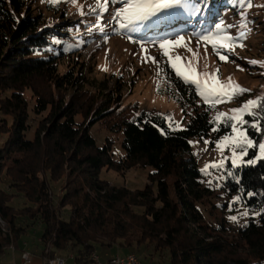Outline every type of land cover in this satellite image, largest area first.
<instances>
[{
  "label": "trees",
  "instance_id": "trees-1",
  "mask_svg": "<svg viewBox=\"0 0 264 264\" xmlns=\"http://www.w3.org/2000/svg\"><path fill=\"white\" fill-rule=\"evenodd\" d=\"M34 2L0 0V184L3 174L9 178V190L0 185V254L17 245L26 230L18 221L24 215L44 224L45 264L68 248L76 264H88L99 246H113L118 239L129 248H151L153 256L168 254L170 264H264V159L238 166L224 180L222 188L251 211L243 224L232 227L227 212L234 208L210 204L208 216L202 209L213 190L201 182L191 143L193 137H211L214 143L230 133L233 117L219 107L253 91L238 85L231 95H216L192 112L179 97L189 121L186 128L174 129L166 116L140 111L138 103L124 104L120 87L108 90L106 77L95 84L84 61L61 70L64 55L78 58L92 40L66 50V41L59 44L57 38L74 37V24L64 25L62 1L43 9ZM147 20L148 28L141 25ZM215 21L209 15L199 23L211 31ZM138 25L115 33L135 40L155 29L147 33L159 43L189 29L182 18L159 12ZM172 77L184 93L193 87ZM192 95H197L194 90ZM258 95L256 106L239 122L256 143L264 134V79ZM97 121L122 134L123 155L113 154V139L100 144L94 137L91 127ZM256 153L257 146L250 148L249 156ZM148 166L153 170L143 188L101 179L104 169L125 173ZM63 178L58 207L71 206L68 219L51 195V181ZM17 195L26 200L23 207L11 204Z\"/></svg>",
  "mask_w": 264,
  "mask_h": 264
},
{
  "label": "rangeland",
  "instance_id": "rangeland-1",
  "mask_svg": "<svg viewBox=\"0 0 264 264\" xmlns=\"http://www.w3.org/2000/svg\"><path fill=\"white\" fill-rule=\"evenodd\" d=\"M56 1L35 0L34 6L43 9L46 4ZM61 1L59 11L66 16L63 23L65 26L74 24L71 26L74 37H59V44L66 41V50H69L82 45L86 38L92 40L78 58L76 53L64 55L61 70L74 66L76 60L84 61L85 72L95 84L106 77L108 90L118 84L119 91L124 96V104L138 103L140 111L160 113L167 117L174 129L186 128L189 121V115L185 114L179 97L187 102L186 110L192 112L196 106L212 102L216 95H231L238 85L253 91L248 97L233 99L219 107L233 117L230 133L214 143L211 137L191 138L193 148L199 156L201 182L213 190L208 205H201L203 211L208 216L210 204L218 207L227 204L225 208L229 211L234 208L232 212H227L230 225L238 227L243 224L251 215V211L240 203L238 195L229 194L222 187L226 177L233 173L235 168L264 159V134L256 143L239 123L244 115L256 106L264 79L263 1L135 0L136 6L126 13L117 5H112L108 10V5L102 4L101 0ZM44 11L51 18L55 16ZM158 12L172 18H182L187 22L188 31H180L178 35L159 43L154 42L152 33H147L155 29H147L143 39L136 37L135 40L123 38L115 33V30H123L125 27L136 28L147 16ZM209 15L211 18L217 17L211 31L199 23ZM142 24L147 26L148 20ZM78 66L79 63L75 64V67ZM173 75L188 81L193 87H188V91L184 93L183 88L173 80ZM192 90L196 92V96L192 95ZM30 94V91H27L26 96L31 108L34 101ZM33 130L34 127L28 134L30 137H33ZM91 132L100 144L107 138L113 139L112 152L116 157L124 154L121 146L122 134L107 130L100 121L92 125ZM5 138L6 136H3V139ZM254 146H257V153L249 156V150ZM152 170L150 166L133 168L125 173L104 169L101 179L131 189L143 188L148 183V174ZM2 177L3 182L0 185L9 190V178L5 174ZM64 185L65 178L51 181V195L57 207L65 191ZM25 202L22 195H17L11 204L20 208ZM59 210L62 218H69L71 206ZM18 221L26 230L17 240V245L0 254V264H45L47 259L42 256L44 247L41 244L44 224L39 219L24 215L19 217ZM130 252L140 259L141 264H170L168 254L163 258L158 254L153 256L150 255L151 248L136 245L129 248L127 241L120 239L116 240L113 246H99L92 253L88 264H91L95 254L105 262L116 255L132 254ZM24 254L30 256L29 263H25ZM73 256L74 251L69 248L58 251L57 255L49 260V264H56L53 260L57 262L58 258L63 259L64 264H76Z\"/></svg>",
  "mask_w": 264,
  "mask_h": 264
},
{
  "label": "built area",
  "instance_id": "built-area-1",
  "mask_svg": "<svg viewBox=\"0 0 264 264\" xmlns=\"http://www.w3.org/2000/svg\"><path fill=\"white\" fill-rule=\"evenodd\" d=\"M25 263L30 262V256L28 254H24ZM94 264H135L134 255H129V257H120L118 255L113 256L112 261H102L98 255H93ZM57 260L63 261V259L58 258Z\"/></svg>",
  "mask_w": 264,
  "mask_h": 264
},
{
  "label": "bare ground",
  "instance_id": "bare-ground-1",
  "mask_svg": "<svg viewBox=\"0 0 264 264\" xmlns=\"http://www.w3.org/2000/svg\"><path fill=\"white\" fill-rule=\"evenodd\" d=\"M95 1H97V0H95ZM101 2H102V4H107L108 5L107 6L108 7V10H110V8L112 7V5L116 4L118 2V0H105V1L101 0ZM127 2H129L131 4L132 3V0H129ZM120 7H122V8H120ZM118 8L121 9V11L124 12V13L127 12L126 11L127 9L124 6V4H122L121 6H118ZM130 255H134V262H135V264H141L140 259L135 254H130ZM118 256H120V255H118ZM120 257H129V255L120 256ZM112 259H113V257L109 261H112ZM53 263H56V264H64V262L63 261H60V260H57V262L53 260ZM92 264H94V262Z\"/></svg>",
  "mask_w": 264,
  "mask_h": 264
}]
</instances>
